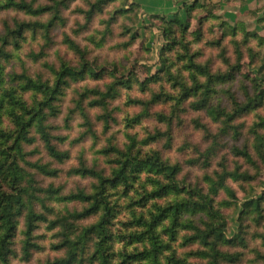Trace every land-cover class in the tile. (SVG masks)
<instances>
[{
    "label": "trees",
    "instance_id": "1",
    "mask_svg": "<svg viewBox=\"0 0 264 264\" xmlns=\"http://www.w3.org/2000/svg\"><path fill=\"white\" fill-rule=\"evenodd\" d=\"M51 1L35 6L36 0H0V13L11 10L29 16L5 21L0 33V264L15 260L30 264L48 246L57 255L48 254L37 264H264V192L240 201L230 184L238 183L244 190L264 168V85L258 81L251 91L245 88L241 101L229 91L231 107L216 98L217 85L234 81L240 73L242 46L252 37L262 46L264 38L245 32L238 39V28L233 26L229 33L208 42L226 50L223 42L230 36L237 45V63L226 73L213 72L208 60L200 61L202 52H193L192 43L206 41L203 24L216 17L209 10L200 27L192 30L190 19L204 6L195 0L187 7L186 17L179 11L168 19L161 17L160 66L140 81L132 73L120 74L116 63L93 61L89 49L67 34L63 43L76 55V63L60 57L57 62L47 61L51 32L58 22L65 23L62 8L75 0ZM114 1L95 0L88 10H81L86 24ZM124 10L116 13L122 16ZM48 14L51 18L45 20ZM108 32L99 41L94 35L89 40L101 47ZM136 37L132 34L125 46ZM32 42H42L39 53L31 50L30 56L35 61L45 59L46 71L33 73L27 67L8 71L24 43ZM247 51L254 59L260 55L252 47ZM106 75L110 81H104V89L97 84L77 90L75 106L65 119L68 124L76 114L83 118L86 129L77 140L89 136L97 144L87 109H102L96 119L107 134L111 123H118L109 106L122 89L132 90L136 84L140 93L150 96H127L125 106L140 109L122 117L123 137L110 133L94 148L91 160L81 152L77 164L68 168V177L89 179L88 185L72 189L56 185L54 180L63 174L56 164L69 161L71 153L55 143L66 137L54 135L51 119L61 114L72 81L102 82ZM190 111H204L220 126L212 134L206 124L194 119L210 142L202 151L195 145L179 147L194 153L182 163L157 144L173 149V126L182 125L183 115ZM254 112L250 126L241 121ZM243 134L246 139L239 145ZM221 148L229 153L220 156ZM186 164L200 167L202 175L190 179L184 173ZM40 177L51 182L44 184ZM230 210L237 211L238 220L232 235L228 234L230 213H225ZM41 228L44 234L39 233ZM46 233H52L48 245L43 242Z\"/></svg>",
    "mask_w": 264,
    "mask_h": 264
},
{
    "label": "rangeland",
    "instance_id": "2",
    "mask_svg": "<svg viewBox=\"0 0 264 264\" xmlns=\"http://www.w3.org/2000/svg\"><path fill=\"white\" fill-rule=\"evenodd\" d=\"M173 1L176 6L179 7L178 11L180 15L186 17L187 7L191 6L195 0ZM93 2H95V0H75L69 3L68 7L62 8V16L65 19V23L58 22L53 28L51 32L52 42L46 49L47 54L45 59L49 62H57L60 58H64L76 63L78 60L76 55L68 51L66 44L63 43L64 34H67L82 47H87L89 49L90 59L101 64L116 63L119 67V73H126V77H128L127 74L132 73L134 79L142 81L146 77L154 74L160 66L159 55L164 44L161 30V17H166L165 14H154L152 13L153 11H150L153 0H117L105 5L103 10L96 13L92 21L86 24L85 14L82 11L88 10ZM51 3V0H36L35 6L48 5ZM199 3L204 4V6L203 9H197L194 12V17L190 19L192 30L200 27L202 17H207L209 10L214 12L216 18H211L203 24V30L206 31L205 42H195L194 40L196 37L193 36V52L200 50L202 52L200 61L208 60L213 72L226 73L231 65L237 63V45L232 40L233 38L228 36L223 42V45L227 47L226 50L223 49V47L219 48L217 45L209 46L208 42L210 43L214 41L215 38L229 33L233 26L238 28V39H242L245 32L254 33L264 38V0H199ZM152 7L159 8L156 5ZM123 9L126 10L123 11L125 13L120 12L122 16H120L119 12L116 13ZM160 9L162 8L160 7ZM230 11L231 13L228 14L227 12ZM226 13L232 16H227L225 15ZM48 18H51V14L44 16L45 20H48ZM166 18L168 19L169 17ZM14 19L26 20L29 19V16L23 12L11 10L1 12L0 33L4 30V22L8 21L11 23ZM211 28H214V30L211 31ZM106 29H109V32L105 37L103 46L96 47L94 43L90 42L89 38L93 35L97 39L96 41H99ZM132 34H136L137 37L130 46L126 47L125 45L130 41ZM254 38L255 37H252L246 45L242 46L244 54L241 60V70L234 81H227L217 85L218 92L216 98L218 99V103L224 106L231 107V100L228 95L229 91L241 101L244 99L243 91L245 88H249L251 91L252 86L258 81L264 85V68L263 70L261 69L262 66L264 67V45L259 46L258 39ZM32 43L33 44L24 43L25 46L23 49L17 52L15 59L8 65V71H11L12 68L16 71H20L22 67L29 68L33 73L46 71L43 67V61L45 59L43 60V58H40L35 61L30 56L31 50H34L35 53H39V43L42 42ZM251 47L255 52H260V55L257 58L255 57V59L250 57V52L247 51V49ZM107 76L108 75H106L102 82H94L92 79L72 81L70 86L66 88L61 114L57 118L51 119L52 124L56 127V130L53 132L54 135L66 137L65 141L55 140V143L60 149L69 150L71 153V159L69 161L62 165L56 164L63 170V174L54 180L56 185L64 184L67 189L75 188L77 185H88L89 179L68 177L66 175L68 168L77 164L81 152L85 154V157L91 160L94 148L100 147L110 133H116L117 137H123L121 128L122 117H124L126 113L134 114L140 109L139 107L125 106L127 96H141L143 98L150 96L149 93L148 95L140 93L136 84L133 86L132 90L122 89L120 97L111 101L109 106L113 115L115 114L117 117L118 123H111L110 132L107 134L103 132L102 123L96 119V116L102 113V109H87L98 136L97 144H94L92 138L89 136L77 140L86 129L82 126L84 123L83 118H81L79 114H76L71 118L72 120H70L68 124L65 121L69 110L75 106L74 99L78 97L77 90H80L84 85L95 86L97 84L104 89V81H110L109 76ZM254 116L255 112L244 116L241 121L250 126ZM183 117L185 121L182 125L177 126L175 123L173 126L175 131L173 149L165 148L163 142L158 143L157 147H161L163 153L171 159L185 163L187 159L191 158L190 155L194 153H191L188 149L180 150L179 147H184L186 144H189L194 148L195 145L202 151L207 148L210 142L206 132L201 128H196L193 120L199 119L201 123L206 124L210 130L209 132L212 134L219 131L220 124L214 123L204 111L199 113L190 111L185 113ZM161 128L163 130L166 129L165 125L161 126ZM245 135L246 134H243L237 144L240 145L243 143L246 139ZM226 140L233 144L232 139L224 137V141ZM230 146L231 145H229V147ZM224 153H229V149L221 150L219 155L221 156ZM45 155L44 160H49ZM229 156L228 160L231 161L233 157L231 154H229ZM219 158H217V161L220 160ZM184 173H187L190 179H196L202 175L203 170L198 166L191 167L186 164L184 166ZM40 179L44 184L51 182L48 178L43 179L40 177ZM230 184L236 190L240 201L250 197L255 198L264 192V168L260 171V176L250 184H247L244 190L239 188L238 183L230 182ZM225 213H230V215L227 216L228 234L232 235L236 231L238 225L237 211L233 213V210H230ZM39 233L44 234V228L39 229ZM51 235L52 233H46V240L43 242L47 243V245L52 240ZM48 254L52 256L57 255H54L48 246L47 251L38 254L30 264H37L38 260H44ZM13 264L24 263L15 260Z\"/></svg>",
    "mask_w": 264,
    "mask_h": 264
},
{
    "label": "crops",
    "instance_id": "3",
    "mask_svg": "<svg viewBox=\"0 0 264 264\" xmlns=\"http://www.w3.org/2000/svg\"><path fill=\"white\" fill-rule=\"evenodd\" d=\"M148 1H151V0H148ZM153 5H156L159 8L158 9L153 8L152 7ZM160 7L162 9H160ZM150 8H151L150 11H153L152 13L154 14L163 13L165 14L166 17L172 16L174 13H176L179 10V7L176 6L173 0H153V4L151 5ZM227 13L229 14L231 13V11ZM227 13L225 15L230 16V17L232 16V15H228Z\"/></svg>",
    "mask_w": 264,
    "mask_h": 264
}]
</instances>
